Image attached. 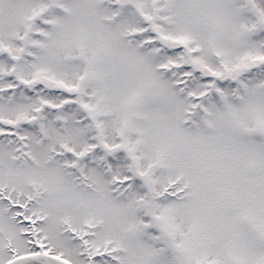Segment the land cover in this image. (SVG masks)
Listing matches in <instances>:
<instances>
[{
	"label": "snow or ice",
	"instance_id": "snow-or-ice-1",
	"mask_svg": "<svg viewBox=\"0 0 264 264\" xmlns=\"http://www.w3.org/2000/svg\"><path fill=\"white\" fill-rule=\"evenodd\" d=\"M0 264H264V0H0Z\"/></svg>",
	"mask_w": 264,
	"mask_h": 264
}]
</instances>
